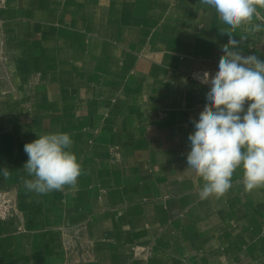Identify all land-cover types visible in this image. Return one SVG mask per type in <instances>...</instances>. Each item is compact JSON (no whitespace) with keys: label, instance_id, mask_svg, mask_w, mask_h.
<instances>
[{"label":"crops","instance_id":"crops-1","mask_svg":"<svg viewBox=\"0 0 264 264\" xmlns=\"http://www.w3.org/2000/svg\"><path fill=\"white\" fill-rule=\"evenodd\" d=\"M224 27L200 0H3L0 180L18 214L0 221V264H264V188L237 169L201 200L187 165L210 90L194 74L218 71ZM244 35L264 60V32ZM55 132L77 189L28 192L24 145Z\"/></svg>","mask_w":264,"mask_h":264},{"label":"clouds","instance_id":"clouds-1","mask_svg":"<svg viewBox=\"0 0 264 264\" xmlns=\"http://www.w3.org/2000/svg\"><path fill=\"white\" fill-rule=\"evenodd\" d=\"M216 11L226 25L221 35L228 36L223 45L214 76L204 72L194 78L208 84L206 104L194 122V132L188 136L190 151L188 168L202 178L201 200L223 197L232 187L233 176L242 169L244 191L264 188V60L256 55H243L241 40L234 39L238 29L249 35L264 32V0H200ZM259 21V22H255ZM247 107L245 108V104ZM24 145L28 156L23 169L30 179L23 185L28 192L46 195L77 189L83 169L75 153L70 151V134L55 132L37 135ZM5 180L9 169L2 171Z\"/></svg>","mask_w":264,"mask_h":264},{"label":"built area","instance_id":"built-area-1","mask_svg":"<svg viewBox=\"0 0 264 264\" xmlns=\"http://www.w3.org/2000/svg\"><path fill=\"white\" fill-rule=\"evenodd\" d=\"M3 0H0V8H2ZM18 214L17 202L4 189L0 180V221H8L14 219Z\"/></svg>","mask_w":264,"mask_h":264},{"label":"rangeland","instance_id":"rangeland-1","mask_svg":"<svg viewBox=\"0 0 264 264\" xmlns=\"http://www.w3.org/2000/svg\"><path fill=\"white\" fill-rule=\"evenodd\" d=\"M139 251H142V249L141 248H137Z\"/></svg>","mask_w":264,"mask_h":264}]
</instances>
